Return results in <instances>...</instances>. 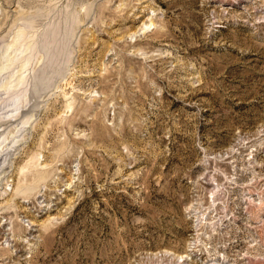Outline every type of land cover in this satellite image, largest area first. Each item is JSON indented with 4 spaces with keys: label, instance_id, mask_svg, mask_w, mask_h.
Returning <instances> with one entry per match:
<instances>
[{
    "label": "rangeland",
    "instance_id": "rangeland-1",
    "mask_svg": "<svg viewBox=\"0 0 264 264\" xmlns=\"http://www.w3.org/2000/svg\"><path fill=\"white\" fill-rule=\"evenodd\" d=\"M0 264H264V0H0Z\"/></svg>",
    "mask_w": 264,
    "mask_h": 264
}]
</instances>
